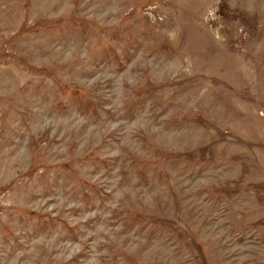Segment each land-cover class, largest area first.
Listing matches in <instances>:
<instances>
[{"label":"rangeland","instance_id":"obj_1","mask_svg":"<svg viewBox=\"0 0 264 264\" xmlns=\"http://www.w3.org/2000/svg\"><path fill=\"white\" fill-rule=\"evenodd\" d=\"M0 264H264V0H0Z\"/></svg>","mask_w":264,"mask_h":264}]
</instances>
